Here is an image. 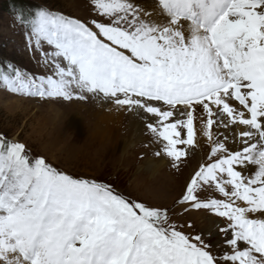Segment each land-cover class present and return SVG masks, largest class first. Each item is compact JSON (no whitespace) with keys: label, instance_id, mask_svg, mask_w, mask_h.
<instances>
[{"label":"snow or ice","instance_id":"6c2138e0","mask_svg":"<svg viewBox=\"0 0 264 264\" xmlns=\"http://www.w3.org/2000/svg\"><path fill=\"white\" fill-rule=\"evenodd\" d=\"M86 3L84 19L17 11L42 71L0 63V86L130 113L176 169L202 143L175 203L208 211L215 231L0 133V264H264V0Z\"/></svg>","mask_w":264,"mask_h":264},{"label":"rangeland","instance_id":"374dc122","mask_svg":"<svg viewBox=\"0 0 264 264\" xmlns=\"http://www.w3.org/2000/svg\"><path fill=\"white\" fill-rule=\"evenodd\" d=\"M8 1L28 7L30 5V8L47 6L81 19L89 15L86 0H0V63L10 62L37 74L42 69L27 50L24 29L14 22L16 12L10 10L15 7L8 8L11 3ZM28 7L25 8L26 13ZM95 105V100L92 99L87 102L41 101L11 93L0 86V133L9 139L19 140L34 156H43L49 163L71 175L110 183L117 191L133 199L166 207L177 222L191 221L194 233L203 232L201 225L204 221H201L204 217L201 213L212 215L203 209L184 213L183 208L175 203L192 173L188 169L189 155L182 160L178 169L173 168L169 160L167 170L163 173L170 174V184L151 183L143 171H146V160H155L158 156L154 150L149 149L147 142L136 147L134 153L130 152L129 158L123 162L119 148L89 143L87 139L90 131L85 115L91 110H97ZM75 111L80 117L79 128L72 124ZM126 119L128 118L124 113L123 120ZM146 131L145 129L144 133L150 137ZM156 148L158 146L155 144L154 149ZM191 212L200 214L191 215ZM208 234L204 233L205 236Z\"/></svg>","mask_w":264,"mask_h":264},{"label":"bare ground","instance_id":"6f19581e","mask_svg":"<svg viewBox=\"0 0 264 264\" xmlns=\"http://www.w3.org/2000/svg\"><path fill=\"white\" fill-rule=\"evenodd\" d=\"M143 2L147 4L150 3L151 0H143ZM95 103L97 110H91L90 112H87V115H85V117L88 118L87 124L90 132L88 134L87 140H89L90 144L92 143V145L94 146L100 144L98 145L100 147L110 146L114 149L119 148L122 162L126 161L129 158L130 154L134 153L136 147L142 145L143 142H147V146L150 150H154L155 152L159 150V148L154 149L155 143L152 141V138H150L151 136L149 137L144 133V125L132 114L122 111L117 112L114 109L110 111L109 109L111 105L108 103L98 102L96 100ZM79 107L82 108V105H79ZM84 111L86 112V110ZM74 113L72 117V124L75 125V127L79 128L80 117L76 111ZM124 113H126L128 118L125 121L123 120ZM205 153L206 148L202 143L200 147L192 148L189 151L188 159L190 161V166L188 169H191V172L196 169H193V167H195L196 165L199 166V164L205 159ZM168 163L169 159L166 157H158L155 160L147 159L144 169L146 171H143V173L146 174L145 176H148L150 178V182L153 184H170L172 180V178H170L169 176L170 174L166 173L165 175L167 178L165 179V175L163 173L165 172V170H167ZM190 214L193 215L200 213L191 212ZM201 214H203L204 217V220L201 221H204L203 224L201 223L203 232L210 233L212 231H215L214 228L216 220L214 219V217L209 216L205 213Z\"/></svg>","mask_w":264,"mask_h":264},{"label":"trees","instance_id":"16d2710c","mask_svg":"<svg viewBox=\"0 0 264 264\" xmlns=\"http://www.w3.org/2000/svg\"><path fill=\"white\" fill-rule=\"evenodd\" d=\"M8 2H11V1H8ZM10 7H15V8H13L14 10H10V12H13V11H15V12H17V11H22V12H24L25 14H28V13H30L31 12V10L33 9V8H30V5H29V7L27 6V5H25V4H15V3H13V2H11V3H9V6H8V8H10ZM26 7H28V12L26 13V11H25V8ZM9 10V9H8Z\"/></svg>","mask_w":264,"mask_h":264}]
</instances>
